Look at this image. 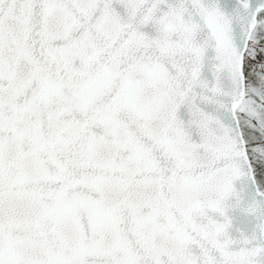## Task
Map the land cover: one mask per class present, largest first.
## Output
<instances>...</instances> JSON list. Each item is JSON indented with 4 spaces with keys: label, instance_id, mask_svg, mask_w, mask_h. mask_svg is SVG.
I'll return each instance as SVG.
<instances>
[{
    "label": "snow or ice",
    "instance_id": "obj_1",
    "mask_svg": "<svg viewBox=\"0 0 264 264\" xmlns=\"http://www.w3.org/2000/svg\"><path fill=\"white\" fill-rule=\"evenodd\" d=\"M0 264H264V0H0Z\"/></svg>",
    "mask_w": 264,
    "mask_h": 264
},
{
    "label": "water",
    "instance_id": "obj_2",
    "mask_svg": "<svg viewBox=\"0 0 264 264\" xmlns=\"http://www.w3.org/2000/svg\"><path fill=\"white\" fill-rule=\"evenodd\" d=\"M234 224L237 227H241V228H249L251 226L250 222L242 216H237L234 221Z\"/></svg>",
    "mask_w": 264,
    "mask_h": 264
}]
</instances>
